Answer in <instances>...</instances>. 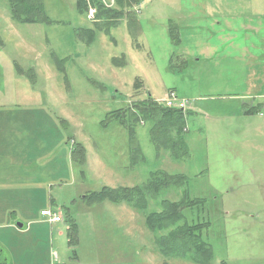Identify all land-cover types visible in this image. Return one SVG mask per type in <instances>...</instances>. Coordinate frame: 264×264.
Returning <instances> with one entry per match:
<instances>
[{
  "label": "rangeland",
  "instance_id": "374dc122",
  "mask_svg": "<svg viewBox=\"0 0 264 264\" xmlns=\"http://www.w3.org/2000/svg\"><path fill=\"white\" fill-rule=\"evenodd\" d=\"M81 1L82 12L77 0H43L52 23L24 24L0 0V107L40 109L46 119L61 121V153L68 154L61 184L53 178L45 187L0 196V260L192 264L188 257L163 255L156 242L168 230L156 234L144 222L163 200L180 202L187 195L204 200L182 213L189 225H209L202 238L213 264H264V0H142L125 11L138 29L129 28L125 17L115 26L97 24ZM105 2V8L116 9L114 0ZM169 22L178 45L168 35ZM84 30L93 32L91 43L80 37ZM169 91L187 102L182 134L187 157L173 161L164 150L157 154L150 139L153 123L145 121L133 126L140 153L132 163L127 130L117 121L102 125L106 114L148 96L163 106ZM250 107H259L260 114L253 109L245 113L249 119L228 115ZM56 139L53 134L52 148ZM75 144L85 151L81 168L70 158ZM42 168L37 166V174ZM158 171L181 175L185 182L158 192L145 213L84 199L102 187L141 186ZM41 208L61 222L43 217L46 225L27 224ZM7 220L12 231L4 229ZM70 221L78 230L75 247L67 244Z\"/></svg>",
  "mask_w": 264,
  "mask_h": 264
},
{
  "label": "trees",
  "instance_id": "16d2710c",
  "mask_svg": "<svg viewBox=\"0 0 264 264\" xmlns=\"http://www.w3.org/2000/svg\"><path fill=\"white\" fill-rule=\"evenodd\" d=\"M90 4L96 6V23L104 21V25L115 26L119 24L122 18H126L129 28H137L136 22L125 16L127 9H132L142 0H114L116 9H106L98 4V1L88 0ZM11 17L19 23L24 24H50L52 21L46 16L44 11L43 0H7ZM77 6L82 12L84 4L81 0H77ZM87 6V5H86ZM99 6V7H98ZM101 28V26L99 27ZM81 34V35H80ZM80 37L88 36L87 43L93 40V32L84 30L80 32ZM168 35L174 45L179 44V38L176 33L175 26L171 22L168 24ZM123 58L113 59L118 65ZM24 74V73H22ZM135 87H139L135 83ZM255 109V108H253ZM252 110V108H251ZM251 110L245 113L252 112ZM254 111V110H253ZM256 112V111H255ZM112 121H117L128 132L130 139V157L132 163L136 162L137 156L134 154L140 153V149L134 143V124L151 121L153 126L150 131V139L153 147L158 154L161 150L168 152L171 160L178 161L187 157V147L182 137L184 133V110L175 108H165L159 106L151 96H148L143 101H137L134 105L127 108L117 109L106 114L102 125H106ZM60 125L62 122H59ZM70 158L72 162L82 167L85 159L84 148L75 144L71 148ZM143 160V157H141ZM83 172L82 169L80 171ZM185 178L181 175H169L166 172L151 173L146 183L141 186L133 187H118L109 188L102 187L98 192H90L84 196L89 202L101 203L110 202L113 204H123L133 209V211L144 212L148 206L149 200H155L158 192L171 186L182 185ZM204 200L190 199L187 195L180 202H170L163 200L161 208L157 212L148 213L145 215L144 222L150 232L158 234L159 231L168 230L165 237L157 239V247L159 244L163 247L161 253L163 255H178L188 257L192 264H213V252L211 247L204 242L202 238L203 230L208 228L206 223H197L189 225L184 221L183 209L203 206ZM181 221V224L179 222ZM67 229V244L75 247L77 244V226L74 221H70ZM219 264H226L220 262Z\"/></svg>",
  "mask_w": 264,
  "mask_h": 264
},
{
  "label": "crops",
  "instance_id": "0c3cea01",
  "mask_svg": "<svg viewBox=\"0 0 264 264\" xmlns=\"http://www.w3.org/2000/svg\"><path fill=\"white\" fill-rule=\"evenodd\" d=\"M262 73L264 74V68ZM14 107H18V105L11 107L10 105H2L0 107V196L2 197L8 196L9 193L18 195L19 189H29L30 186L45 187L47 182L53 178L55 185L61 184L65 181L68 171L67 151L61 153L63 147L61 146L62 138L58 135L61 132L60 126H58V124L60 125L59 121L57 124L51 118L46 119L47 113L40 109ZM253 108L250 107L248 110L253 112ZM256 109V113L260 114L258 112L259 107ZM245 112L246 110L240 114H227L237 118L249 119L252 113L245 115ZM53 134H57L54 148L50 142ZM21 141L25 142L23 148ZM29 146L33 147V151L29 150ZM48 148L52 150L51 153H49ZM22 149L25 151H21ZM37 166L43 167V174H37L39 170ZM21 173H27V175L21 178ZM43 210L45 209L41 208L39 213L35 214V218L27 221V224L46 225L45 219L39 215ZM12 224L13 222L10 223L7 220L4 229L12 231L14 228ZM18 227L16 226V228Z\"/></svg>",
  "mask_w": 264,
  "mask_h": 264
},
{
  "label": "built area",
  "instance_id": "2783aa9c",
  "mask_svg": "<svg viewBox=\"0 0 264 264\" xmlns=\"http://www.w3.org/2000/svg\"><path fill=\"white\" fill-rule=\"evenodd\" d=\"M100 3L104 6L107 7V3L105 2V0H99ZM96 13V10L92 7L88 8V15L89 18H93L94 15ZM163 106L167 107V108H178V109H185L187 106V102L185 100L182 99H178L174 92H169L164 101H163ZM40 215L42 217H48L49 222L51 223H57V222H61V217L55 213H52L50 210H44L42 212H40Z\"/></svg>",
  "mask_w": 264,
  "mask_h": 264
},
{
  "label": "flooded vegetation",
  "instance_id": "af4514ba",
  "mask_svg": "<svg viewBox=\"0 0 264 264\" xmlns=\"http://www.w3.org/2000/svg\"><path fill=\"white\" fill-rule=\"evenodd\" d=\"M0 264H4V261L3 260H0Z\"/></svg>",
  "mask_w": 264,
  "mask_h": 264
},
{
  "label": "water",
  "instance_id": "95a60500",
  "mask_svg": "<svg viewBox=\"0 0 264 264\" xmlns=\"http://www.w3.org/2000/svg\"><path fill=\"white\" fill-rule=\"evenodd\" d=\"M19 227H22V225L20 224V225H18Z\"/></svg>",
  "mask_w": 264,
  "mask_h": 264
}]
</instances>
